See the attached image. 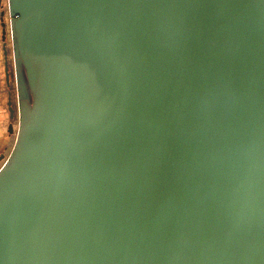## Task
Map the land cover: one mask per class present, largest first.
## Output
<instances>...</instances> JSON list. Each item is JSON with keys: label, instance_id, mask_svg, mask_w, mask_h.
<instances>
[{"label": "water", "instance_id": "95a60500", "mask_svg": "<svg viewBox=\"0 0 264 264\" xmlns=\"http://www.w3.org/2000/svg\"><path fill=\"white\" fill-rule=\"evenodd\" d=\"M8 6L0 264H264V0Z\"/></svg>", "mask_w": 264, "mask_h": 264}, {"label": "crops", "instance_id": "0c3cea01", "mask_svg": "<svg viewBox=\"0 0 264 264\" xmlns=\"http://www.w3.org/2000/svg\"><path fill=\"white\" fill-rule=\"evenodd\" d=\"M8 19V16L5 18ZM2 17H1V5H0V154L8 155L10 154L13 143H14V137L13 135L8 133V127L10 124L13 125L14 120L10 118V111L8 103L9 101H12V105L14 106L17 102V92H16V86L14 83H16V74L14 72L13 64L10 63V56L11 52L9 51L8 47L9 45L6 44L4 46V43L2 41ZM8 31V29H7ZM9 37V34L6 35V41ZM9 51V52H8ZM7 57V66H8V73L6 74L5 70V62ZM8 75V79H7ZM14 134V132H13Z\"/></svg>", "mask_w": 264, "mask_h": 264}, {"label": "rangeland", "instance_id": "374dc122", "mask_svg": "<svg viewBox=\"0 0 264 264\" xmlns=\"http://www.w3.org/2000/svg\"><path fill=\"white\" fill-rule=\"evenodd\" d=\"M5 5H6V7H4V0L1 2V12H4V16H3V20H4V23H5V18L8 16V19H6L7 21H6V23H5V30H6V35H8L9 34V39H7V41H6V39H5V43H8L7 45H9V47H8V49H9V51L11 52V56H10V60H11V62L10 63H14V59H13V55H14V53H13V41H12V34H11V23H12V19H11V17H10V11H9V6H8V0H5ZM7 26H8V28H7ZM7 29H8V31H7ZM6 46V45H5ZM8 51V52H9ZM13 67H14V64H13ZM14 72H15V69H14ZM15 84V86H16V83H14ZM17 100V99H16ZM15 107H16V104H15ZM15 110H17V107H16V109ZM17 119H18V117H17V114H15L14 115V120H15V122H13V130H14V134H12L13 135V137L15 138V135H16V131H17ZM9 156V155H8ZM7 159V155H6V158L4 159V161L3 162H1L0 163V168H2L4 165H5V163H6V160Z\"/></svg>", "mask_w": 264, "mask_h": 264}, {"label": "flooded vegetation", "instance_id": "af4514ba", "mask_svg": "<svg viewBox=\"0 0 264 264\" xmlns=\"http://www.w3.org/2000/svg\"><path fill=\"white\" fill-rule=\"evenodd\" d=\"M3 0H0V5H1V2H2ZM4 7H6V5H5V0H4ZM3 13V16H4V12H1V14ZM3 16H1L2 17V20H3ZM2 23H4V20H3V22ZM5 24V23H4ZM7 24V23H6ZM7 28H8V26H7ZM5 38H6V30H5ZM7 43H5V45H6ZM4 156V158H3V160H1V162H3L4 161V159L6 158V155L5 154H0V156ZM0 162V163H1Z\"/></svg>", "mask_w": 264, "mask_h": 264}]
</instances>
